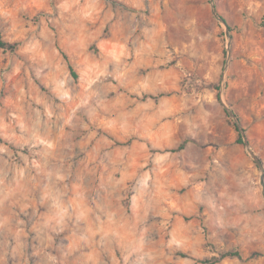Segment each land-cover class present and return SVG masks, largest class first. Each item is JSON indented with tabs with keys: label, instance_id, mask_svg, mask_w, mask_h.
Wrapping results in <instances>:
<instances>
[{
	"label": "rangeland",
	"instance_id": "obj_1",
	"mask_svg": "<svg viewBox=\"0 0 264 264\" xmlns=\"http://www.w3.org/2000/svg\"><path fill=\"white\" fill-rule=\"evenodd\" d=\"M263 16L0 0V264H264Z\"/></svg>",
	"mask_w": 264,
	"mask_h": 264
},
{
	"label": "trees",
	"instance_id": "obj_2",
	"mask_svg": "<svg viewBox=\"0 0 264 264\" xmlns=\"http://www.w3.org/2000/svg\"><path fill=\"white\" fill-rule=\"evenodd\" d=\"M224 20V23H225V26L227 27L228 30H230V26L229 24L227 23V21L225 19ZM261 25L264 27V16L262 17L261 19ZM19 46V43H9V42H6L3 40L1 34H0V49H2L3 51H6V52H10V53H13L17 50ZM63 54V58L66 60V62L68 63V68L72 74L73 77H76L69 61H68V58L67 56ZM163 94H159L157 95L156 97L152 96V95H143L140 99L141 100H145L147 98H151V99H154V98H157V97H160L162 96ZM238 143H243L241 141V138H240V135L238 136V140H237ZM184 146V145H182ZM181 148V147H180ZM225 259H238V260H244L242 255L237 252V251H228V252H225V253H222L219 255V257H213L211 259H208V260H203V261H199L200 263L202 264H217L219 262H221L222 260H225Z\"/></svg>",
	"mask_w": 264,
	"mask_h": 264
},
{
	"label": "crops",
	"instance_id": "obj_3",
	"mask_svg": "<svg viewBox=\"0 0 264 264\" xmlns=\"http://www.w3.org/2000/svg\"><path fill=\"white\" fill-rule=\"evenodd\" d=\"M62 218H63V216H62ZM13 219H14V221H16V225L14 224V226H12V227H7L5 229V232L9 233L7 235H11L12 234L10 237L14 238V242H13V245H12V250L19 251L23 247H22L21 242L18 241V239L21 237L22 234L25 233V231H23L21 229V226H22L21 223L23 222V219H22V216L20 214L19 215L18 214L13 215ZM31 219H29V221H28L29 224L31 223ZM36 225H37V222L34 220L32 222L33 228H35ZM18 253H19L18 255H14L13 260H15V256H21V253L20 252H18Z\"/></svg>",
	"mask_w": 264,
	"mask_h": 264
},
{
	"label": "water",
	"instance_id": "obj_4",
	"mask_svg": "<svg viewBox=\"0 0 264 264\" xmlns=\"http://www.w3.org/2000/svg\"><path fill=\"white\" fill-rule=\"evenodd\" d=\"M212 8H213V10H214V12H215V7L213 6ZM215 15H216V14H215ZM216 16H217L218 20H219L223 25H225L223 18L220 17V16H218V15H216ZM226 28H227V27H226ZM230 115L232 116V118L235 119V122H236V124H237V126H238V129H239L238 120L236 119L235 115L232 114V113H230ZM244 143L247 145V142H246V141H244ZM257 164H258L259 168H260L261 171H262V167H261V165H260V163H259L258 161H257Z\"/></svg>",
	"mask_w": 264,
	"mask_h": 264
}]
</instances>
